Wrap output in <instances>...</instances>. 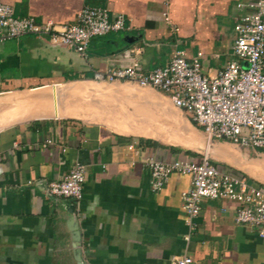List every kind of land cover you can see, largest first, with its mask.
I'll return each instance as SVG.
<instances>
[{
  "label": "crops",
  "instance_id": "0c3cea01",
  "mask_svg": "<svg viewBox=\"0 0 264 264\" xmlns=\"http://www.w3.org/2000/svg\"><path fill=\"white\" fill-rule=\"evenodd\" d=\"M243 1L0 0L14 16L37 22L73 23L87 5L125 21V29L92 38L84 57L31 34L0 41V264H172L182 255L193 264H264V239L235 222V201L203 200L189 228L180 197L189 176L173 173L161 190L151 189L145 157L199 162L204 152L166 136L169 128L157 136L127 133L95 111L116 84L95 81V71L133 55L149 72L175 51L187 60L201 53V71L215 75L233 59V25ZM134 101L112 115L121 119L141 109L163 113L165 124L170 119L147 99ZM210 151L219 171L264 189V148L213 141ZM75 162L85 166L81 197L48 194L47 183Z\"/></svg>",
  "mask_w": 264,
  "mask_h": 264
},
{
  "label": "built area",
  "instance_id": "2783aa9c",
  "mask_svg": "<svg viewBox=\"0 0 264 264\" xmlns=\"http://www.w3.org/2000/svg\"><path fill=\"white\" fill-rule=\"evenodd\" d=\"M237 9L233 59L215 75L201 71V53L187 60L183 51H175L166 64L149 72L141 70L133 55L128 63L95 71L94 80L128 82L164 93L174 107L202 130L208 143L227 141L236 146L264 148V0H245L237 4ZM123 29L124 17H110L105 7L83 6L73 23L59 24L51 20L37 22L31 16L16 17L10 5L0 2V41L31 34L71 48L84 57L92 38ZM129 150L138 154L132 146ZM130 161H134L132 157ZM143 165L153 191L161 190L173 173L189 176V188L180 195L189 228L203 200L227 198L237 203L235 222L254 227L258 237L264 239V189L258 183L219 171L207 153L202 154L199 162L189 158L159 161L145 157ZM84 180L85 166L75 162L59 180L47 183L46 192L78 200ZM188 239L187 234L185 240ZM171 260L172 264H193L188 255L173 256Z\"/></svg>",
  "mask_w": 264,
  "mask_h": 264
},
{
  "label": "rangeland",
  "instance_id": "374dc122",
  "mask_svg": "<svg viewBox=\"0 0 264 264\" xmlns=\"http://www.w3.org/2000/svg\"><path fill=\"white\" fill-rule=\"evenodd\" d=\"M48 91H50V89ZM63 96L65 97L66 93H63ZM77 97H81L80 92L78 93ZM141 98L147 99L148 103H150L154 108L164 110L170 115V119L166 121V125H168L169 128L166 136L172 139L179 137L180 141H182L187 147H191L204 153H208L209 157H211L210 148L212 142L208 143L205 135L202 132H198L196 130L198 128H196L195 125H193L192 123L190 124L185 115L183 113H180L178 109L175 108L165 98L164 93H160L150 87H138L133 83L116 82L115 85L107 89V95L103 98H100L99 105L97 106L95 111L98 117L104 116V119L109 117V121L117 127L130 128L125 124V122L120 121L122 118H116L112 114L118 115V112L120 111L131 109V106L136 104V101L134 100L140 101ZM102 106L104 107L101 108ZM154 112L155 111L153 110H148L146 111V114L151 115ZM175 117L179 118V122H174ZM130 131H128L127 133H135Z\"/></svg>",
  "mask_w": 264,
  "mask_h": 264
},
{
  "label": "bare ground",
  "instance_id": "6f19581e",
  "mask_svg": "<svg viewBox=\"0 0 264 264\" xmlns=\"http://www.w3.org/2000/svg\"><path fill=\"white\" fill-rule=\"evenodd\" d=\"M130 115L131 116L128 115L122 118L123 122L131 125L129 126L130 128L121 130L123 132H128L131 130L130 132H135L136 134H148L157 136L158 134L160 135L161 133L168 130V127L164 123L165 116L159 111H155L153 114L147 115L146 111L137 109L133 110V113H131ZM215 152L225 158L230 157V153L226 149L217 148L215 149Z\"/></svg>",
  "mask_w": 264,
  "mask_h": 264
}]
</instances>
